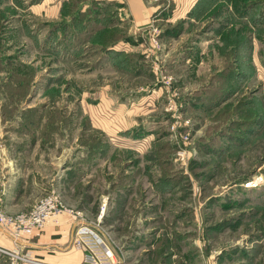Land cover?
<instances>
[{
	"label": "rangeland",
	"instance_id": "1",
	"mask_svg": "<svg viewBox=\"0 0 264 264\" xmlns=\"http://www.w3.org/2000/svg\"><path fill=\"white\" fill-rule=\"evenodd\" d=\"M199 1L133 33L96 1L0 0L6 213L56 192L135 264H264V22ZM82 15L112 25L87 48L65 24ZM1 167L55 170L8 212Z\"/></svg>",
	"mask_w": 264,
	"mask_h": 264
},
{
	"label": "crops",
	"instance_id": "2",
	"mask_svg": "<svg viewBox=\"0 0 264 264\" xmlns=\"http://www.w3.org/2000/svg\"><path fill=\"white\" fill-rule=\"evenodd\" d=\"M58 1L62 4L65 0ZM94 1H96L95 5L97 8L102 12L104 7L110 10L112 14L127 12L129 17L128 24L130 28L132 27V31L148 26L151 22V17L155 13L167 11L169 15L167 18L163 17V19H165V21H174L182 18L194 8L196 9L200 4L199 0H170L168 4L171 5V11H168L165 7H169L164 6V1L166 2V0L155 2L150 0H89V4L83 5L81 12L84 13L87 9H90ZM235 1L236 0H226V3L230 6V12H236L237 10L242 13L246 12L244 16H242L244 18H241V21L238 20L242 25L244 23L248 27L250 24L258 26L264 22V0H240L237 3V9L234 7ZM59 3L55 4L50 10L55 12L57 10L56 8L60 6ZM177 12H184V14L175 17ZM262 15L263 19L261 20L259 18H261ZM89 18L88 15L80 16L79 19L82 21L80 24L75 18H73L72 21L67 20L65 22L69 27L67 31L70 34L72 33V36L69 37L71 40L72 38L77 39L81 36L86 37L84 39L85 45L83 44L82 48H87V44L91 41V37L88 35L89 28L92 25ZM104 18L92 25L97 28L98 31L96 34L98 37L99 34L103 36L105 31L112 26H106V20ZM75 54L77 53L75 52ZM37 146H39V144L36 146L32 145L31 148L35 147V149L29 153V157L34 158L37 155L34 153L36 152ZM26 155L28 154L25 153L24 156ZM50 168H54L53 170H55V167H1L2 171L8 176L9 184V191L7 194L5 193L3 202L7 205H13L12 208H8L7 206L8 212H19L21 210L22 205L26 202L24 197L29 185H34L36 189L40 188L42 186L41 182L49 177L48 170H50ZM17 180H20V186L16 188L14 184ZM82 231H89L98 236L101 235L86 213L67 207V210L61 214L56 221L50 220L43 229L36 230L31 237L23 239L20 245L15 244L12 238L0 227V245L9 249L21 246L31 257L44 264H82L84 251L77 245L78 233ZM102 239L106 241L105 238ZM114 254L115 264H135L127 260L126 258L128 257L125 255H120L115 251Z\"/></svg>",
	"mask_w": 264,
	"mask_h": 264
},
{
	"label": "built area",
	"instance_id": "3",
	"mask_svg": "<svg viewBox=\"0 0 264 264\" xmlns=\"http://www.w3.org/2000/svg\"><path fill=\"white\" fill-rule=\"evenodd\" d=\"M66 210L61 197L53 192L40 198L26 213L9 215L0 207V227L15 244L20 245L23 239L43 229L50 220L56 221ZM77 245L84 251L82 264H115L113 248L100 236L82 231L78 233ZM0 254L8 259L9 264H44L31 257L21 246L13 249L0 246Z\"/></svg>",
	"mask_w": 264,
	"mask_h": 264
},
{
	"label": "trees",
	"instance_id": "4",
	"mask_svg": "<svg viewBox=\"0 0 264 264\" xmlns=\"http://www.w3.org/2000/svg\"><path fill=\"white\" fill-rule=\"evenodd\" d=\"M236 9H237V7H236ZM237 12H240V11L237 10ZM250 12H251V11H250ZM240 13L242 14V12H240ZM245 13H246V12H245ZM245 13H244V14H245ZM244 14H243V15H244ZM259 15H261V14H259ZM239 17H240V15H239ZM240 18H241V17H240ZM261 18H263V15L261 16ZM261 18H259V19H261ZM238 20L241 21V19H238ZM261 20H262V19H261Z\"/></svg>",
	"mask_w": 264,
	"mask_h": 264
}]
</instances>
